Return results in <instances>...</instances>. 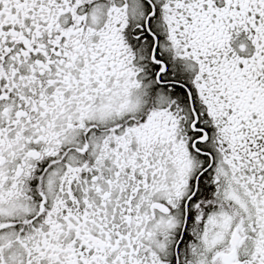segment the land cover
<instances>
[{"label": "snow or ice", "instance_id": "obj_1", "mask_svg": "<svg viewBox=\"0 0 264 264\" xmlns=\"http://www.w3.org/2000/svg\"><path fill=\"white\" fill-rule=\"evenodd\" d=\"M0 264H264V0H0Z\"/></svg>", "mask_w": 264, "mask_h": 264}]
</instances>
